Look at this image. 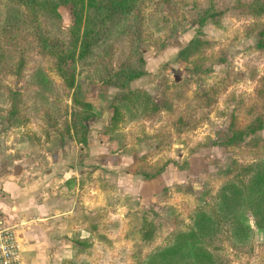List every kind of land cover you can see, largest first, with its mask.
<instances>
[{
	"label": "rangeland",
	"instance_id": "rangeland-1",
	"mask_svg": "<svg viewBox=\"0 0 264 264\" xmlns=\"http://www.w3.org/2000/svg\"><path fill=\"white\" fill-rule=\"evenodd\" d=\"M43 1L0 0V119L22 122L36 135H48L54 127L63 136L73 137L74 125L78 131L85 125L88 139L114 102L126 104L127 92H138L126 87L139 77L127 80L128 76L139 71L146 72L143 76L149 74L146 68L152 54L168 46L179 50L175 61L162 65L159 71H164L158 73L162 90L168 87V96L176 100L174 112L164 115L159 106L147 118L121 122L116 137L123 138L124 148L147 131L161 136L162 144L152 146L151 158L136 165L142 175L156 170L161 174L171 162L178 170L190 169L188 159L177 156L182 147L177 142L185 141L190 153L201 148L208 159L202 193L182 204L145 206L132 219L116 216L112 210L94 220L96 235L108 234L105 244L87 242L73 257L85 264H137L171 241L175 232L191 225L197 209L214 203L234 162L247 164L264 157V128L234 146L225 144L232 122L234 128H243L264 115V49L257 47L264 17L253 19L247 7L239 5L240 0H143L132 10L116 12L103 37L81 57L80 42L73 35L76 16L72 5L56 0L47 9ZM206 13L211 17L199 35L198 19ZM197 36L207 44L189 57H180V51ZM44 39L48 40L45 44ZM194 80L201 93L184 110L179 101L188 102L190 97L185 100V96L191 90L199 91ZM74 98L78 100L75 106ZM107 126L100 129V139H111L112 150L119 152L122 148L117 149V139L106 134ZM171 145L176 160L169 155L152 161L155 153ZM242 217L252 227V247H234L229 233L219 234L213 241L222 247L216 252L217 264H264V233L247 206Z\"/></svg>",
	"mask_w": 264,
	"mask_h": 264
},
{
	"label": "crops",
	"instance_id": "crops-1",
	"mask_svg": "<svg viewBox=\"0 0 264 264\" xmlns=\"http://www.w3.org/2000/svg\"><path fill=\"white\" fill-rule=\"evenodd\" d=\"M178 51L168 46L152 54L146 68L149 74L126 87L148 92L164 115L174 112L176 100L168 96V87L162 90L158 73L164 71H159L162 65L175 61ZM194 81L199 91L191 90L185 96V100L190 97L188 102L179 101L184 110L201 93ZM109 115L106 111L95 123L84 146L54 127L48 135L39 136L22 122L0 119V216L15 227L23 264H61L75 257L87 242L105 244L108 234L96 235L94 220L112 214V210L116 216L132 219L145 206L182 204L202 193L208 159L201 148L190 153L185 141L177 142L182 146L177 156L184 155L190 169L178 170L171 162L157 177L146 178L136 165L151 158L152 146L162 144L161 136L147 131L119 152L113 151L111 139H100V129L107 126ZM172 145L159 155L155 153L152 161L169 155L176 160Z\"/></svg>",
	"mask_w": 264,
	"mask_h": 264
},
{
	"label": "trees",
	"instance_id": "trees-1",
	"mask_svg": "<svg viewBox=\"0 0 264 264\" xmlns=\"http://www.w3.org/2000/svg\"><path fill=\"white\" fill-rule=\"evenodd\" d=\"M22 1V0H21ZM29 3L30 0H23ZM71 4L76 16L74 38L80 42V56L83 57L103 37L107 26L113 21L116 12L129 11L143 0H63ZM241 7H247L253 19L264 17V0H240ZM46 8L53 7L56 0H44ZM39 5V4H38ZM50 14H55L49 9ZM211 16L206 13L198 19L199 30ZM82 28V35L80 30ZM260 39L257 44L259 49H264V25L260 31ZM77 35V37H76ZM48 42L44 39V44ZM207 42L199 36L193 38L184 47L179 56L186 58L195 51L204 47ZM47 48V46H45ZM58 58V57H57ZM63 63L62 58L59 64ZM58 64V67H59ZM63 69V67L61 68ZM59 68V70H61ZM145 71L135 72L127 77L132 80L141 77ZM209 96V94H207ZM127 103L114 102L111 117L108 122L106 134L117 139V149H121L125 142L123 138H117L116 133L121 132V122L143 119L157 113L160 108L153 97L144 91L131 92L125 95ZM120 101L122 96H119ZM78 104V100L73 99ZM75 116V107L72 111ZM83 131L73 127V136L83 146L88 144L87 128L82 126ZM264 128V115L260 114L243 128H234L233 122L229 126L225 144L236 145V141H243L244 137L260 131ZM72 136V135H71ZM234 167L228 170V175L219 192L214 198L213 204H206L197 209L192 217V224L182 231L175 232L164 246L150 251L143 258L138 259L137 264H217V250L221 246L214 245V239L219 234H228L229 241L234 247L241 249L250 247L252 243V227L243 219L244 208L249 209L256 227L264 233V157L247 164L234 162ZM146 178H154L160 174L156 170L150 174L144 172ZM247 203V204H246ZM252 247V246H251ZM63 264H85L76 262L75 258L63 261Z\"/></svg>",
	"mask_w": 264,
	"mask_h": 264
},
{
	"label": "built area",
	"instance_id": "built-area-1",
	"mask_svg": "<svg viewBox=\"0 0 264 264\" xmlns=\"http://www.w3.org/2000/svg\"><path fill=\"white\" fill-rule=\"evenodd\" d=\"M0 264H23L20 243L14 226L0 216Z\"/></svg>",
	"mask_w": 264,
	"mask_h": 264
}]
</instances>
